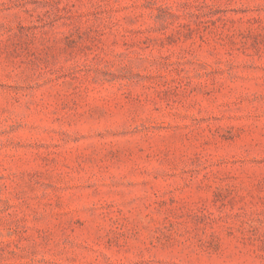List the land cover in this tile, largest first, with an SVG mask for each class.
I'll return each mask as SVG.
<instances>
[{"label": "rangeland", "instance_id": "obj_1", "mask_svg": "<svg viewBox=\"0 0 264 264\" xmlns=\"http://www.w3.org/2000/svg\"><path fill=\"white\" fill-rule=\"evenodd\" d=\"M0 264H264V0H0Z\"/></svg>", "mask_w": 264, "mask_h": 264}]
</instances>
